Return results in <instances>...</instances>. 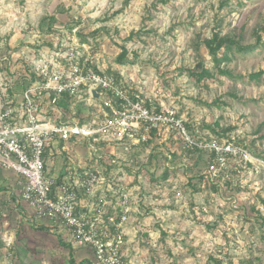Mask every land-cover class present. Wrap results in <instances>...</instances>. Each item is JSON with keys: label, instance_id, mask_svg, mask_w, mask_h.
Listing matches in <instances>:
<instances>
[{"label": "rangeland", "instance_id": "obj_1", "mask_svg": "<svg viewBox=\"0 0 264 264\" xmlns=\"http://www.w3.org/2000/svg\"><path fill=\"white\" fill-rule=\"evenodd\" d=\"M74 29L75 40L90 45L92 65L105 73L118 72L131 92L183 121L194 142H240L253 155L264 156V0H0V60L8 58L0 61V71L14 69L17 75L26 57L57 44L73 47ZM214 32L257 49L235 53L221 65L231 76L215 74L196 82L184 70L204 66L214 72L200 44ZM123 48L126 58L119 64ZM250 74L258 77L249 79ZM11 80L12 89L19 91L18 80ZM152 138L150 144L118 156L121 171L106 161L95 164L84 147L71 144L50 159L49 171L57 174L69 163L98 167L105 184L119 180L126 187L137 185L141 198L159 197L156 187L166 179L176 183L182 200L167 206L169 221L140 227L144 243L136 264H215L208 256L223 264H264V221L256 209L264 201V168L248 165L240 170L231 163L230 179H217L214 186L207 177L213 161L209 152L190 150L175 130ZM218 191L223 200H236L237 208L233 201H222ZM145 230L154 233L152 240ZM32 241L38 264H68L70 249L41 235ZM26 258L22 264H29Z\"/></svg>", "mask_w": 264, "mask_h": 264}, {"label": "built area", "instance_id": "obj_2", "mask_svg": "<svg viewBox=\"0 0 264 264\" xmlns=\"http://www.w3.org/2000/svg\"><path fill=\"white\" fill-rule=\"evenodd\" d=\"M72 35L73 47L57 44L53 50L40 51L31 59L26 57L19 67L20 74L15 75L14 69L0 71V170L16 175L20 200L32 208L37 219L66 229L70 245L90 250L91 264H136L139 245L144 241L135 237L136 246L129 247L125 226L136 224L137 234L143 226L129 217L131 201L138 200L139 189H129L119 180L105 184L98 167L69 163L51 174L50 159L62 153L63 145L84 147L90 161H106L121 171L124 165L118 156L150 144L154 136L163 137L175 130L189 149L213 155L207 177L214 186L217 179H230L231 163L240 170L248 165L264 168V156L253 155L228 141L194 142L183 121L131 92L125 80L92 65L90 45L75 40L76 29ZM13 76L18 80L19 98L13 93ZM92 89L98 98L92 96ZM83 107L92 111L85 114ZM174 190L176 199H181L179 189ZM218 192L222 201H233L232 207L237 208L236 200H223ZM81 196L98 201L99 206L85 209L80 205ZM109 197L117 202L111 211L107 208L113 201ZM256 209L264 217L263 205ZM4 217L5 212L0 210V219ZM145 232L152 240L154 233ZM0 241L11 259V239L1 233Z\"/></svg>", "mask_w": 264, "mask_h": 264}, {"label": "crops", "instance_id": "obj_3", "mask_svg": "<svg viewBox=\"0 0 264 264\" xmlns=\"http://www.w3.org/2000/svg\"><path fill=\"white\" fill-rule=\"evenodd\" d=\"M13 93L14 96L19 98L18 91ZM174 187L179 189L176 183L174 184L171 182V180L166 179L164 183H161L156 187L157 190L155 191V194L159 197L154 198L143 196L142 199L139 197L137 201H131V211L129 212L130 221H136L139 227L142 226L143 223L147 225V223L154 220L159 223H165L169 221L168 218L171 217V212L169 209H167V206H170L171 204H177L179 203L178 201L182 200L176 199ZM127 188H138L140 190V187L137 185H132L131 187ZM206 198V201H212V199H208V196H206ZM80 205L85 209H95L99 206V202L90 201L87 199V197L81 196ZM114 205H117V202L111 201L110 207H107L109 211L112 210ZM0 210L5 212V217L0 219V234L3 233L11 239V251L13 253V257L11 259L7 258L8 250L0 241V264H22L24 257L28 258L29 264H38L36 257L38 256L39 252L35 250L36 245L32 241V238L39 235L44 236V238L49 241H57V246H62L68 249L71 248V254H74L75 257L72 258L74 261L73 263H71L69 258L66 261L68 264H80L84 262V260L87 261V259H89V262L92 260L91 252L87 247H75L70 245L69 233L66 229L62 227L51 226L48 221L37 219L32 208L29 207L27 203L20 200V187L17 184L16 175H11L7 172L1 171ZM136 228V224L125 226L127 244L129 247H135V237L140 236L139 233L137 234ZM79 251L82 253H79ZM30 253L32 254L31 256ZM8 259L10 260V263L7 261ZM42 264H50V262L48 263L44 260Z\"/></svg>", "mask_w": 264, "mask_h": 264}, {"label": "trees", "instance_id": "obj_4", "mask_svg": "<svg viewBox=\"0 0 264 264\" xmlns=\"http://www.w3.org/2000/svg\"><path fill=\"white\" fill-rule=\"evenodd\" d=\"M48 29L52 30L51 27H49ZM260 39H261L260 36L257 37V42H259ZM200 44L201 46L205 48L208 55L210 56L211 61L213 63L214 72H211L210 69L204 66H197V67H194L193 69H185L184 72H186L188 76L195 79L196 82H203L209 79H213L215 77V74L218 76H231V73L227 71L226 69H223L221 65L224 63L230 62L232 60V55L235 53H238V54L253 53L257 49L256 45L242 46L238 40H235L231 37L220 36L218 32H214L210 38L201 39ZM126 52H127L126 49L123 48L121 51V54L117 58V62L119 64H122L123 60L126 58ZM23 62L25 63V61ZM108 74H112L116 78L120 79L118 72H111V73L108 72ZM257 77H258V74L249 75V79H256ZM184 126L185 128L190 129L188 125L184 124ZM236 144H238L239 146H244L240 142H236ZM192 150L202 151L197 148H193ZM211 157H213L212 154H211ZM164 176L165 178H167L168 173L165 172ZM262 205L264 207V201H262ZM258 216L261 219V221H264V217L260 213H258ZM208 259L213 260L215 264H223L222 260H217L213 258L212 256H208ZM70 261L71 263L74 262L72 260V255L70 256ZM80 264H91V262L84 261Z\"/></svg>", "mask_w": 264, "mask_h": 264}, {"label": "water", "instance_id": "obj_5", "mask_svg": "<svg viewBox=\"0 0 264 264\" xmlns=\"http://www.w3.org/2000/svg\"><path fill=\"white\" fill-rule=\"evenodd\" d=\"M91 94L93 97L98 98V94L94 89L91 90Z\"/></svg>", "mask_w": 264, "mask_h": 264}]
</instances>
